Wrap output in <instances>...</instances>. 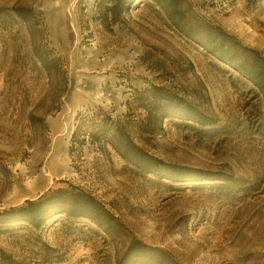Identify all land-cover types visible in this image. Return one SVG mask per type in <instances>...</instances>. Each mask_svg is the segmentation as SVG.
I'll use <instances>...</instances> for the list:
<instances>
[{
	"label": "rangeland",
	"instance_id": "rangeland-1",
	"mask_svg": "<svg viewBox=\"0 0 264 264\" xmlns=\"http://www.w3.org/2000/svg\"><path fill=\"white\" fill-rule=\"evenodd\" d=\"M100 1L0 0V210L80 188L116 220L106 229L65 214L39 228L0 224V255L17 264H264V90L179 31L159 3L133 0L112 22ZM177 2L264 56V0ZM16 5L25 20L9 11ZM157 94L214 123H147L144 105ZM102 114L144 153L195 177L157 178L109 145L72 141L76 125L85 131Z\"/></svg>",
	"mask_w": 264,
	"mask_h": 264
},
{
	"label": "trees",
	"instance_id": "trees-1",
	"mask_svg": "<svg viewBox=\"0 0 264 264\" xmlns=\"http://www.w3.org/2000/svg\"><path fill=\"white\" fill-rule=\"evenodd\" d=\"M132 1L101 0L99 11L105 21L114 22L119 15L129 9ZM153 1L162 6L172 24L179 31L205 47L221 61L244 73L260 90H264V56H260L257 51L241 45L234 37L219 27L206 23L204 20L195 19L192 15L186 16L185 10L178 5L177 0H166V3H161V0ZM9 11L13 16L24 20L28 15L27 9L17 5L12 6ZM40 61L46 66L49 61H54V57L50 55L45 58L40 57ZM157 90V87L150 88V91L153 92ZM144 109L147 112L145 121L151 124L160 122L161 118L166 116L178 117L200 125L214 123L212 117L174 94L165 96L157 94L152 101L144 105ZM98 121L99 123L88 126L85 131L81 130V124L76 125L72 133V141L81 134V136L84 135L89 138L87 142L97 144L98 148L102 150L105 149L106 145H109L116 154L134 166L136 170L157 178H167L177 182L183 181L187 177H195L192 174L197 172L196 170L167 165L162 160L144 153L141 147L130 138L124 126L117 120L113 121L109 115L102 114ZM143 122L144 120H141L140 125ZM198 179L209 178L199 177ZM59 214L73 218L86 217L104 229H106V222L116 220L105 206L90 193L80 188H56L46 191L35 199L25 200L21 205L0 210V224L24 222L33 228H39L47 220ZM0 256L7 258L9 264H17L15 259L2 251Z\"/></svg>",
	"mask_w": 264,
	"mask_h": 264
}]
</instances>
